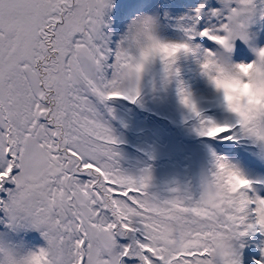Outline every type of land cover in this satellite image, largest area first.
<instances>
[{"label":"snow or ice","instance_id":"snow-or-ice-1","mask_svg":"<svg viewBox=\"0 0 264 264\" xmlns=\"http://www.w3.org/2000/svg\"><path fill=\"white\" fill-rule=\"evenodd\" d=\"M257 25L264 0H0V264H264V116L214 83L264 74ZM146 90L197 140L194 188L120 165L115 105Z\"/></svg>","mask_w":264,"mask_h":264},{"label":"rangeland","instance_id":"rangeland-1","mask_svg":"<svg viewBox=\"0 0 264 264\" xmlns=\"http://www.w3.org/2000/svg\"><path fill=\"white\" fill-rule=\"evenodd\" d=\"M260 28L257 25L253 30L260 33L258 43L264 46V30ZM143 107L148 108L147 112H143ZM143 107L115 105L116 119L111 123L115 135L121 141L117 146L121 153V167L136 174L140 169L150 166L153 191L161 195H168L166 189L173 182L191 184L194 188L201 153L197 140L180 123V110L174 95L153 96L146 90ZM139 130L141 132H137ZM255 167L264 173V168L259 165ZM252 255L249 249L245 250V264H249L248 258Z\"/></svg>","mask_w":264,"mask_h":264},{"label":"clouds","instance_id":"clouds-1","mask_svg":"<svg viewBox=\"0 0 264 264\" xmlns=\"http://www.w3.org/2000/svg\"><path fill=\"white\" fill-rule=\"evenodd\" d=\"M164 55H174V49H163ZM225 108L244 123H258L264 116V74L258 66L243 65L234 74L220 73L214 80ZM225 179L232 187L243 181L235 173L225 172Z\"/></svg>","mask_w":264,"mask_h":264},{"label":"trees","instance_id":"trees-1","mask_svg":"<svg viewBox=\"0 0 264 264\" xmlns=\"http://www.w3.org/2000/svg\"><path fill=\"white\" fill-rule=\"evenodd\" d=\"M125 105H129V104L127 102H124L122 104H117L116 106L124 107ZM134 106L138 107L137 105H134ZM142 109H143V112H147V110H148V108L146 109V107H143ZM114 124H115V122H114Z\"/></svg>","mask_w":264,"mask_h":264},{"label":"bare ground","instance_id":"bare-ground-1","mask_svg":"<svg viewBox=\"0 0 264 264\" xmlns=\"http://www.w3.org/2000/svg\"><path fill=\"white\" fill-rule=\"evenodd\" d=\"M160 181L163 183V180H162V179H160ZM153 182H154V180H153ZM162 183H161V184H162Z\"/></svg>","mask_w":264,"mask_h":264}]
</instances>
